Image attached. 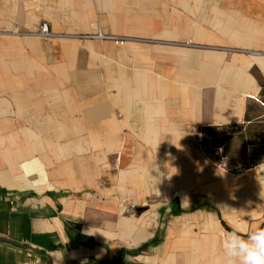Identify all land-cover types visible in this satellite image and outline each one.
Instances as JSON below:
<instances>
[{
	"label": "crops",
	"instance_id": "crops-1",
	"mask_svg": "<svg viewBox=\"0 0 264 264\" xmlns=\"http://www.w3.org/2000/svg\"><path fill=\"white\" fill-rule=\"evenodd\" d=\"M263 83L264 0H0V264H224L264 165L198 136Z\"/></svg>",
	"mask_w": 264,
	"mask_h": 264
},
{
	"label": "rangeland",
	"instance_id": "rangeland-1",
	"mask_svg": "<svg viewBox=\"0 0 264 264\" xmlns=\"http://www.w3.org/2000/svg\"><path fill=\"white\" fill-rule=\"evenodd\" d=\"M247 112L249 119L252 121L242 129L246 143L245 150H243L244 144L237 139V133L234 135L211 136L209 132L205 133V130L199 132V147L214 165L215 170H221L229 175H236L243 170L250 159H254L257 166L264 165V83L260 97L257 100H250L247 104ZM256 120H259L258 125H249L255 123ZM235 131L239 132V130ZM245 153V159L237 158L239 155L243 157ZM225 154L230 157L222 158ZM216 157L220 160H216ZM126 212L127 215L136 214L134 208H129Z\"/></svg>",
	"mask_w": 264,
	"mask_h": 264
},
{
	"label": "clouds",
	"instance_id": "clouds-1",
	"mask_svg": "<svg viewBox=\"0 0 264 264\" xmlns=\"http://www.w3.org/2000/svg\"><path fill=\"white\" fill-rule=\"evenodd\" d=\"M224 264H264V229L242 235L230 232L223 241Z\"/></svg>",
	"mask_w": 264,
	"mask_h": 264
},
{
	"label": "trees",
	"instance_id": "trees-1",
	"mask_svg": "<svg viewBox=\"0 0 264 264\" xmlns=\"http://www.w3.org/2000/svg\"><path fill=\"white\" fill-rule=\"evenodd\" d=\"M246 123L244 124H232V125H226V126H213V127H208L205 129V133H210L211 136H219V135H234L237 133V139L239 140L240 143H243L244 144V148L243 150H245V140H244V134L242 133V129L245 128L246 124L247 123H251V119H249L248 117V112H247V115H246ZM259 123V120H256L255 123H252V124H249V125H258ZM235 130H239V132L235 131ZM245 156H246V153L242 156H237L238 159H245ZM227 157H230L228 155H223L222 158H227ZM216 160H220V158H215ZM249 162H243V163H246L245 164V167H243V170L239 171L240 173L245 171V170H249L251 168H254L257 166L256 164V161L254 159H250L248 160Z\"/></svg>",
	"mask_w": 264,
	"mask_h": 264
},
{
	"label": "built area",
	"instance_id": "built-area-1",
	"mask_svg": "<svg viewBox=\"0 0 264 264\" xmlns=\"http://www.w3.org/2000/svg\"><path fill=\"white\" fill-rule=\"evenodd\" d=\"M51 32H50V26L48 22H42L39 26V30H38V35L43 37V38H48L50 36ZM88 38L90 39H98V40H109V39H113L109 36H106L102 33H98L95 35H91L88 36ZM114 42L118 45H123L124 44V40H118V39H113ZM135 212H137V210H135Z\"/></svg>",
	"mask_w": 264,
	"mask_h": 264
}]
</instances>
